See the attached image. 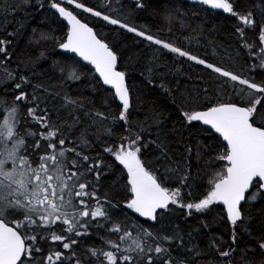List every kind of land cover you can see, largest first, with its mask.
Returning <instances> with one entry per match:
<instances>
[{"label": "snow or ice", "instance_id": "6c2138e0", "mask_svg": "<svg viewBox=\"0 0 264 264\" xmlns=\"http://www.w3.org/2000/svg\"><path fill=\"white\" fill-rule=\"evenodd\" d=\"M187 2L0 0V264H264V0Z\"/></svg>", "mask_w": 264, "mask_h": 264}, {"label": "trees", "instance_id": "16d2710c", "mask_svg": "<svg viewBox=\"0 0 264 264\" xmlns=\"http://www.w3.org/2000/svg\"><path fill=\"white\" fill-rule=\"evenodd\" d=\"M170 2L176 6V7H180L182 10L184 9H191L192 5H190L189 3L185 2V1H178V0H170ZM89 3H95V0H89ZM152 6L153 7H159L160 4L158 3V0H152ZM196 11H199L200 15L198 17H193L190 20V23L192 25H197L200 23L201 19H208L209 16L213 17L214 19H212L210 21V23L214 22L216 24L219 25V27L217 28L216 32L211 35L208 36L207 34H205V36L203 38L200 39V44H203L205 46L207 41L210 40H214L217 44L224 46L227 41L230 39V33H229V29H230V24L228 23L227 19H226V14H220L218 11H210L209 14H205L204 10L202 8H200L199 6H196ZM138 23H151V18L147 16V14L145 13H140V19L137 21ZM36 22L33 21V24H35ZM210 26V25H209ZM175 31V30H174ZM165 37H167V32L165 31L164 33ZM177 36H180L179 32H177ZM180 39L183 40V36H180ZM21 45H23L24 43V38H21L20 41ZM193 50H199L201 52H203V48H200V45L195 43V40L193 41ZM207 51L209 53L212 52V48L211 47H207ZM192 62H186L183 66L182 71L184 70H189L188 66L191 64ZM191 74L193 76L196 75L197 72L200 71L199 66H197L194 70H190ZM182 80L185 79V77H181ZM188 83H191L190 81ZM147 99V97H145ZM213 232L220 234L221 232H224L225 229L223 227H215L212 230ZM225 239H227V236H225ZM203 246V245H202Z\"/></svg>", "mask_w": 264, "mask_h": 264}, {"label": "water", "instance_id": "95a60500", "mask_svg": "<svg viewBox=\"0 0 264 264\" xmlns=\"http://www.w3.org/2000/svg\"><path fill=\"white\" fill-rule=\"evenodd\" d=\"M181 1H186L187 2V0H181ZM213 11H218V10H213Z\"/></svg>", "mask_w": 264, "mask_h": 264}]
</instances>
